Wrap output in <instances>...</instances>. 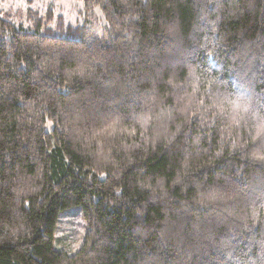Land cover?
<instances>
[{"label":"trees","instance_id":"obj_1","mask_svg":"<svg viewBox=\"0 0 264 264\" xmlns=\"http://www.w3.org/2000/svg\"><path fill=\"white\" fill-rule=\"evenodd\" d=\"M94 2L0 8V264H264V0Z\"/></svg>","mask_w":264,"mask_h":264},{"label":"rangeland","instance_id":"obj_2","mask_svg":"<svg viewBox=\"0 0 264 264\" xmlns=\"http://www.w3.org/2000/svg\"><path fill=\"white\" fill-rule=\"evenodd\" d=\"M28 7H32L38 10H46L51 8L53 13L63 15L69 24L80 23L83 19L90 18L92 20L101 18L100 9L98 4H95L94 0H2L0 8H3L11 13L24 14ZM85 16V17H84ZM50 123H48L49 125ZM76 208V207H75ZM64 214L60 217V229L57 231L58 235L66 236L70 241V247L67 248V252L71 253L78 247L77 239L79 238L78 230L81 228V218L73 216L75 212L73 207L64 210ZM79 222V224H78ZM79 225V227H78ZM55 244L57 247H64L62 243L57 245L58 237L55 238Z\"/></svg>","mask_w":264,"mask_h":264}]
</instances>
